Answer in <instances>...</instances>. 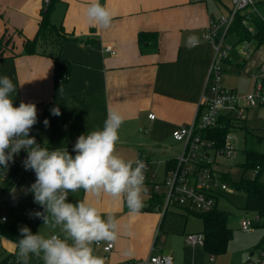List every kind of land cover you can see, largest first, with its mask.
Here are the masks:
<instances>
[{"label":"crops","instance_id":"obj_1","mask_svg":"<svg viewBox=\"0 0 264 264\" xmlns=\"http://www.w3.org/2000/svg\"><path fill=\"white\" fill-rule=\"evenodd\" d=\"M220 1L99 0L113 14L111 23L103 27L87 21L90 0H53L51 22L68 37L59 54L70 62L68 80L56 83L51 57L41 54L39 47L33 54L22 53L24 38L37 33L42 0H0V76H8L16 86L14 105L32 102L43 110L49 125L42 126L40 137L49 150L66 148L74 156L78 136L102 129L108 113L116 110L124 117L117 153L126 160L144 157L149 171L156 164L163 165L165 172L180 153L168 156L165 144L176 142L172 132L197 114L213 58V48L203 36L219 19ZM256 49L238 65L248 78L264 64V54ZM225 62L230 63L229 58ZM54 108L60 110L59 116L52 115ZM159 156L162 160H154ZM35 179L34 171L25 170L4 224L19 232L27 226L33 234L63 238L59 227L44 226L34 216L44 211L29 191ZM143 192L148 201L142 193L143 206L137 214L129 212L122 198L102 194L97 200L83 189L68 193L69 202L92 203L102 217L111 213L118 222L117 239L101 241L113 248L105 255L93 244L94 255L103 257L105 264L156 255H170L173 264H203L207 254L202 247L185 243L190 211L173 207L161 216L144 186ZM16 253L17 243L0 235V256ZM29 264L43 261L31 256Z\"/></svg>","mask_w":264,"mask_h":264},{"label":"clouds","instance_id":"obj_2","mask_svg":"<svg viewBox=\"0 0 264 264\" xmlns=\"http://www.w3.org/2000/svg\"><path fill=\"white\" fill-rule=\"evenodd\" d=\"M85 15L88 23L107 27L113 14L99 0H90ZM15 91L12 80L0 76V166L6 169L21 150L27 152L24 168L36 176L29 191L34 202L44 209L34 216L43 220L44 226L59 227L63 233V238L57 234L45 236L22 227L17 242L20 264H29L31 256L41 258L43 264H105L103 257L94 255L92 245L117 239L119 225L115 216L108 213L102 217L96 206L83 200L69 202L68 193L83 189L97 200L102 194L122 198L130 213H139L145 164L126 160L116 151L124 117L119 111H110L102 129L78 136L73 156L66 148L49 150L30 136L37 123V107L23 101L14 106ZM51 112L61 114L58 108ZM44 124L47 127L49 121L45 119Z\"/></svg>","mask_w":264,"mask_h":264},{"label":"built area","instance_id":"obj_3","mask_svg":"<svg viewBox=\"0 0 264 264\" xmlns=\"http://www.w3.org/2000/svg\"><path fill=\"white\" fill-rule=\"evenodd\" d=\"M52 1L42 0V9L45 10ZM231 4L229 14L226 17L221 16L217 22L212 23L203 36V39L213 48V58L197 114L188 124L181 125L172 132L173 140L181 145L179 155L172 165L166 168L165 175L160 180L149 171V161L146 158L135 159L145 164L144 190L151 199L160 200L159 203L154 204L153 209L161 216L173 207L189 211L192 208L201 213L214 208L218 191L228 190V185L225 183L206 184L207 179L214 182L219 179L215 173H212L211 167L220 157L230 159L234 156L235 148L232 142L236 138L233 137V133L243 130L244 112L248 109H264V64L258 65L256 70L250 73L252 88L243 96L219 85L222 74L219 64L228 60L231 51L230 47L224 45L225 37L235 17L246 8L253 7V0H231ZM243 23L245 24V20ZM105 51L112 53L110 47H106ZM249 53L247 47H243L242 54L247 56ZM19 104L14 106L18 107ZM36 107L37 123L32 127L30 136L35 137L36 142L43 146L40 129L45 125V118H43V110L38 105ZM148 118L154 119V114H149ZM223 119L224 121H221ZM225 121L229 122V129L224 136L222 146L217 147L214 141L205 139L203 133L221 127ZM26 156L27 152L21 150L18 155L14 156V162H9L6 169L0 166V224L7 221L3 204L8 207L12 205L15 201V190L24 178L23 161ZM257 171V167L252 170L253 176L257 174ZM255 213L256 216L253 219L241 221L240 229L243 232L249 233L254 227L264 225V215ZM185 243L190 247H203L204 236L202 233L186 234ZM94 245L101 247L105 255L113 248L112 244L104 245L101 242L94 243ZM209 261H213V257H209ZM118 264H173V259L170 255H156ZM247 264H264V246L248 255Z\"/></svg>","mask_w":264,"mask_h":264},{"label":"rangeland","instance_id":"obj_4","mask_svg":"<svg viewBox=\"0 0 264 264\" xmlns=\"http://www.w3.org/2000/svg\"><path fill=\"white\" fill-rule=\"evenodd\" d=\"M231 7V0H221L219 3L220 16L226 17ZM238 15L246 18L245 25L248 27V30L253 33L256 32L257 26L255 22L258 21L264 24V0H253V7L246 8ZM255 18H258V20H255ZM224 45L231 48L229 52L230 63L223 62L219 64L222 68L219 85L225 89H234L238 95L243 96L251 90L252 84L251 79L242 73V67L238 65L243 63L244 58L247 60L249 55L255 50V42L240 40L239 35L232 30L226 35ZM243 47H247L250 52L246 57L242 54ZM256 50L257 54H264V40ZM244 120L245 127L251 134L245 135V130L235 131L233 133V137L236 138L232 142L235 148L234 156L230 159L218 158L217 163L211 168L212 173H215V176L219 177V179H216L215 182L209 179L206 180V184L208 185L215 183L218 185L222 183L228 185V190L218 191L216 206L218 209L228 213L226 226L232 231V237L222 254H207L203 264H247L248 255L257 248L264 246V225L254 227L249 233L243 232L240 229L241 221L253 219L256 213L246 209L244 196L237 192L230 184V182H235L241 177H253L252 170H243L242 168V164L245 162L244 152L246 149L253 148L257 151H264V109L255 108L246 110L244 112ZM257 139H259V142H257ZM165 145L169 149L168 156L170 157L180 152L179 143L171 141ZM162 158V156L154 157V160H162ZM150 168V172L156 175L158 180L164 177L163 165L152 164ZM259 181L264 183V172L260 174ZM17 193L15 201H17ZM142 193L145 195L144 192ZM144 197L148 201V197L146 195ZM13 203L10 207L3 204L6 215L11 211ZM200 214L201 212L191 208L190 213L187 215V227L190 233H202L203 225L199 217ZM180 249L182 251V248ZM211 256L213 257V261H209V257Z\"/></svg>","mask_w":264,"mask_h":264},{"label":"trees","instance_id":"obj_5","mask_svg":"<svg viewBox=\"0 0 264 264\" xmlns=\"http://www.w3.org/2000/svg\"><path fill=\"white\" fill-rule=\"evenodd\" d=\"M52 2L41 13L36 35L33 38H24L22 53L25 55L33 54L36 52L37 47H39L41 54L49 56L54 60L53 79L54 82L59 83L68 80L70 62L60 57L59 54L60 45L68 37L61 27H57L51 22L50 9ZM244 20H246L245 17L237 15L228 32L234 30L239 35L240 40L254 41L255 48H257L264 40V24L256 21L257 30L253 33L243 23ZM255 20H258V18H255ZM43 118H45L44 114ZM221 121H224V119ZM228 129L229 122L225 121L221 127L205 131L203 137L214 141L217 147H221ZM243 130L246 132L245 135L251 134L245 126ZM257 142H259V139H257ZM244 153L245 162L242 164L243 170H254L257 167V174L252 178L241 177L235 182H230V184L237 192L244 196L247 210L264 215V183L259 181L260 174L264 172V151L250 148L246 149ZM171 165L172 162L168 163V167ZM152 201H155V203L160 202V200L153 199ZM199 217L203 225V251L208 255L222 254L232 237V231L226 226L228 213L218 209L215 205L212 210L201 213ZM0 235L16 243L21 238L19 231L5 226V224H0ZM0 264H19L17 253L6 256L1 255Z\"/></svg>","mask_w":264,"mask_h":264}]
</instances>
